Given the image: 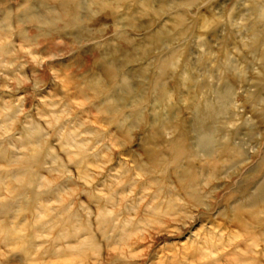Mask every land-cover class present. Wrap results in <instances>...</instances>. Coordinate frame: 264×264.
Returning a JSON list of instances; mask_svg holds the SVG:
<instances>
[{
    "label": "clouds",
    "instance_id": "obj_1",
    "mask_svg": "<svg viewBox=\"0 0 264 264\" xmlns=\"http://www.w3.org/2000/svg\"><path fill=\"white\" fill-rule=\"evenodd\" d=\"M0 264H264V0H0Z\"/></svg>",
    "mask_w": 264,
    "mask_h": 264
}]
</instances>
